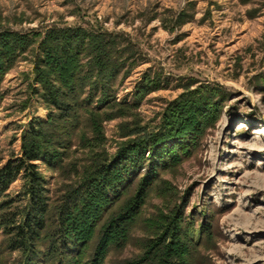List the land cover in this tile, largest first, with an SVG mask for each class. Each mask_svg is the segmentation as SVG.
<instances>
[{
	"label": "rangeland",
	"instance_id": "1",
	"mask_svg": "<svg viewBox=\"0 0 264 264\" xmlns=\"http://www.w3.org/2000/svg\"><path fill=\"white\" fill-rule=\"evenodd\" d=\"M60 26L105 31L132 54L134 66L125 64L115 95L131 107L102 122L106 152H114L133 128L157 127L168 105L191 98V90L225 89V99L201 92L204 107L218 102L203 122L199 144L161 178L174 194L168 208L184 202V216L210 220L211 240L196 252L194 264H264V0H0L1 31ZM37 46L18 56L1 83L0 165L10 152L18 153L31 120L48 116L42 101L29 94ZM145 79L153 84L137 99L136 87ZM77 148L70 156L85 158ZM37 164L55 185L57 173ZM19 186L20 180L11 189ZM165 204L164 197L150 194L143 218L166 211ZM143 232L139 223L133 236ZM137 250L129 244L106 264Z\"/></svg>",
	"mask_w": 264,
	"mask_h": 264
},
{
	"label": "trees",
	"instance_id": "2",
	"mask_svg": "<svg viewBox=\"0 0 264 264\" xmlns=\"http://www.w3.org/2000/svg\"><path fill=\"white\" fill-rule=\"evenodd\" d=\"M36 43L29 94L48 116L31 120L18 153L0 165V264H106L111 253L132 243L136 254L112 264H194L211 240L210 220L184 216V202L168 208L174 194L161 176L199 144L203 122L218 102L204 107L201 94L224 98L225 89L191 90V98L168 105L157 127L133 128L109 153L101 149V124L131 107L115 95L125 64L134 66L132 54L123 53L115 35L94 27L0 30V105L5 72ZM149 84L137 85L134 97L149 92ZM75 145L85 158L70 156ZM37 161L57 173L55 185ZM152 193L164 197L167 210L143 218ZM139 223L144 234L133 236Z\"/></svg>",
	"mask_w": 264,
	"mask_h": 264
}]
</instances>
